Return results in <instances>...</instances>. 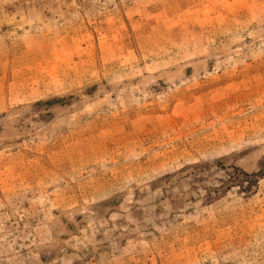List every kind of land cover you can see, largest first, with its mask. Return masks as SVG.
I'll use <instances>...</instances> for the list:
<instances>
[{"label":"rangeland","instance_id":"rangeland-1","mask_svg":"<svg viewBox=\"0 0 264 264\" xmlns=\"http://www.w3.org/2000/svg\"><path fill=\"white\" fill-rule=\"evenodd\" d=\"M0 264H264V0H0Z\"/></svg>","mask_w":264,"mask_h":264}]
</instances>
